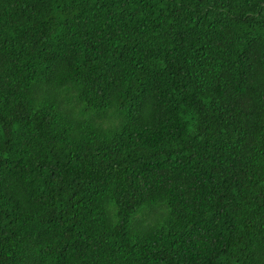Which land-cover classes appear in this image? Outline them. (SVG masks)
I'll list each match as a JSON object with an SVG mask.
<instances>
[{"label":"trees","instance_id":"1","mask_svg":"<svg viewBox=\"0 0 264 264\" xmlns=\"http://www.w3.org/2000/svg\"><path fill=\"white\" fill-rule=\"evenodd\" d=\"M0 264H264V0H0Z\"/></svg>","mask_w":264,"mask_h":264}]
</instances>
